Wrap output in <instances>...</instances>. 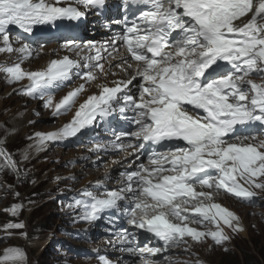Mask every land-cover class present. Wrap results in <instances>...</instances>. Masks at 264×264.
<instances>
[{"label":"snow or ice","instance_id":"1","mask_svg":"<svg viewBox=\"0 0 264 264\" xmlns=\"http://www.w3.org/2000/svg\"><path fill=\"white\" fill-rule=\"evenodd\" d=\"M106 2L0 0L5 82L26 80L14 91L42 101L54 118L72 114L57 129L35 133L30 147L39 151L79 140L102 124L108 131L118 114L121 130L111 129L106 141L93 136L89 151H122L136 161L146 154L147 163L133 170L129 165L111 189L107 173L83 186L66 205L72 222L94 224L105 214L122 215L132 230H110L116 240L107 243L119 244L121 253L139 257L141 264H154L157 253L188 244L189 238L222 244L229 239L222 225L233 232L243 229L239 217L216 197L227 193L255 203L253 189L264 191V79H249L264 78V0H121L123 18L111 22L121 28L109 41L80 42L69 35L60 47L77 59L62 55L36 70L23 67L42 51L27 42L37 27L71 28L91 10L101 14ZM12 27L26 34L16 36L15 43L25 40L19 47L11 39ZM113 68L132 74L110 86L103 81L117 75ZM93 86L98 91L87 94ZM64 88L68 91L57 98ZM0 164L17 178L27 175L3 147ZM22 209V203H13L6 211L17 217ZM109 222L115 223L111 215ZM25 227L19 220L3 224L9 235ZM144 233L151 238L140 247ZM97 258L98 264H116L106 252ZM25 262L19 246L0 251V264Z\"/></svg>","mask_w":264,"mask_h":264},{"label":"rangeland","instance_id":"2","mask_svg":"<svg viewBox=\"0 0 264 264\" xmlns=\"http://www.w3.org/2000/svg\"><path fill=\"white\" fill-rule=\"evenodd\" d=\"M46 57V55H43L42 58L40 59L41 61ZM37 62V61H35ZM35 62H30V63H35ZM35 64H40V63H35ZM7 91H9L8 88H3L2 86H0V97L2 99L5 100V106L6 107H16L18 104L20 105L21 108L25 109L26 106L24 104H22V102L26 101V100H22V98L20 96H18L16 98V96L11 95L9 96V98H5L3 97ZM4 106V107H5ZM30 108V107H29ZM27 109V108H26ZM68 115L63 116V119H66ZM2 117V116H1ZM29 121H31L33 118L31 116V112L29 115ZM2 119V118H0ZM45 119V117H44ZM27 122V126H28V132L25 136H28L31 134L30 129H33V127H36V124H31L30 122ZM46 121V120H45ZM57 121H61V117H59V119H57ZM9 122L6 123V126H8ZM46 123V122H45ZM2 124V122H0V125ZM40 123H38L37 125H39ZM46 127H49L51 129V123H46L45 124ZM40 128L42 126H39ZM38 128V127H37ZM14 130L9 131V133H4L2 130V134H6L8 136H5L4 138L0 137V140L7 142L6 146L10 149H23L24 145H25V141H24V135L13 132ZM37 132H41V131H37ZM47 132V131H46ZM34 134V133H33ZM1 135V133H0ZM14 136H16L14 138ZM22 136V137H21ZM261 138V137H260ZM264 138V137H263ZM30 141V140H29ZM30 145H32V142L30 144H28L26 147L29 148ZM13 150V151H14ZM65 152V151H64ZM42 153H40L39 155H41ZM66 156H70L69 154H67L65 152ZM57 156L59 155H54L51 156L50 161L48 160H44L42 158H40L39 160H36L35 162H28L30 164H32L31 171H33V173L31 174V177L33 178V180H30L28 182H25L22 187H20L22 189V191L25 192L26 195H32L33 193H37L40 194L39 197L35 198L36 199V203L38 202H45L42 206L33 209V212L28 213L27 215V222H28V226H47L49 228H51V224L54 223L56 221L55 218H52V216H50V211L52 209V205L49 202H46V196L47 194H45V192L51 187V183L50 181H42L39 182V184L37 185L38 181H40L41 179H50L52 173H58L61 172V170H63V173L66 174L68 172H70V170L72 169L71 165H68L65 167H62L60 165V163L58 162V158ZM64 168V169H63ZM55 169V170H54ZM78 169H82V167L80 166ZM55 171V172H54ZM92 175H88V178H91ZM40 177V180L38 179ZM0 180H1V186L0 189H2V191H5L4 194L6 195V199H4V202L2 204H0V207L2 208L5 204H7L10 199L12 198V196H15V191L13 189L10 188V184L12 181V177L11 175H9L8 173H2L0 174ZM53 185L56 183V181L52 182ZM64 184H66V186L71 185L67 180L65 182H63ZM51 184V185H50ZM8 188V189H6ZM23 196V195H22ZM25 196V195H24ZM27 196L23 197L26 198ZM35 204H31V206H35ZM239 214H241L240 210H237ZM52 212V211H51ZM262 214H259L258 217L259 219L261 218ZM24 218V217H23ZM19 219V218H18ZM5 219L3 217H1L0 214V224L3 223ZM6 221V220H5ZM7 222V221H6ZM45 235V233L43 234V236ZM44 239V238H42ZM18 241V240H17ZM42 241H34L32 242V245H30V251L28 252V255L32 258L29 257V261L30 264H32L33 259L40 261L42 263H46L47 261L45 259H47V254L50 250V247L48 246H44L42 243ZM263 239H262V235L261 234H249L247 236V239H245L244 241H241L237 246L238 248H242L245 249L246 247H248V253H250V255H254L258 258V260L260 259V263L262 262L261 258H260V254L262 256V258H264V244H263ZM23 243V241H22ZM16 244V241H15ZM27 245V243H25ZM8 245V243H7ZM6 246L3 245V248ZM32 246V247H31ZM42 247L44 248L42 252L39 251L38 247ZM238 256L236 257H231L232 255L228 256H224V254L220 253V252H216L214 255H212L211 257V261L212 264H241V262H243V264H245V260L243 259V256H241L239 253H237ZM236 254V255H237ZM253 258V257H252ZM251 259V258H249ZM163 262H166L165 264H182L181 260H174L173 258H169L164 260ZM259 262V261H258Z\"/></svg>","mask_w":264,"mask_h":264},{"label":"bare ground","instance_id":"3","mask_svg":"<svg viewBox=\"0 0 264 264\" xmlns=\"http://www.w3.org/2000/svg\"><path fill=\"white\" fill-rule=\"evenodd\" d=\"M47 57V56H46ZM46 57L40 62L39 67H43L46 63H45V59ZM57 98H59L60 96L56 95ZM5 100L2 99L0 97V122H2V124L0 125V131L2 130L4 133H9V131L14 130L13 132L19 133V134H23L24 136L27 134L28 132V126L26 125L27 122L29 121V115H30V108L27 109H23L20 107V105L18 104L16 107H6L5 106ZM5 106V107H4ZM72 114H68V116L66 117V119H63L61 117V124H63V122H67L70 118H71ZM2 116V117H1ZM9 122L6 126V123ZM30 122V121H29ZM16 136H14L15 138ZM22 137V136H21ZM34 143V141L32 142V144ZM46 148L42 149V150H35L34 148L29 147V156H31L32 158H34L36 155H39L40 153H42V151H44Z\"/></svg>","mask_w":264,"mask_h":264},{"label":"trees","instance_id":"4","mask_svg":"<svg viewBox=\"0 0 264 264\" xmlns=\"http://www.w3.org/2000/svg\"><path fill=\"white\" fill-rule=\"evenodd\" d=\"M262 239L264 241V234H262ZM264 244V242H263ZM241 254L243 255V259L245 260V264H264V258H262L261 254H260V258L262 260V262L260 263V259L258 260V258L254 255H250V253H248V249L246 250H242ZM253 257V258H252ZM251 258V259H249ZM259 261V262H258ZM241 264H243V262H241Z\"/></svg>","mask_w":264,"mask_h":264},{"label":"clouds","instance_id":"5","mask_svg":"<svg viewBox=\"0 0 264 264\" xmlns=\"http://www.w3.org/2000/svg\"><path fill=\"white\" fill-rule=\"evenodd\" d=\"M235 210H237V209H235Z\"/></svg>","mask_w":264,"mask_h":264}]
</instances>
